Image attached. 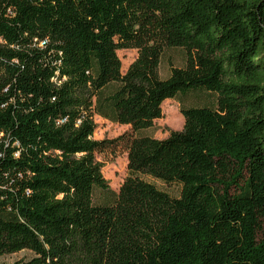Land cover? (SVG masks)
Wrapping results in <instances>:
<instances>
[{
  "label": "trees",
  "instance_id": "trees-1",
  "mask_svg": "<svg viewBox=\"0 0 264 264\" xmlns=\"http://www.w3.org/2000/svg\"><path fill=\"white\" fill-rule=\"evenodd\" d=\"M172 49L184 65L163 79ZM119 50L137 52L125 73ZM166 100L183 128L127 139L111 191L94 116L139 133ZM263 220L264 0H0V257L264 264Z\"/></svg>",
  "mask_w": 264,
  "mask_h": 264
},
{
  "label": "rangeland",
  "instance_id": "rangeland-1",
  "mask_svg": "<svg viewBox=\"0 0 264 264\" xmlns=\"http://www.w3.org/2000/svg\"><path fill=\"white\" fill-rule=\"evenodd\" d=\"M117 56L121 63V72L125 73L129 65L136 59V50H119ZM184 65V54L179 49L165 50L159 67V75L165 79L169 76L173 68H181ZM185 107L213 106L215 105L214 95L192 94L184 98ZM161 118L154 121L153 128L147 131L133 133L128 126L112 123L94 116L95 130L93 139L96 141H106L107 145L101 153L95 154V159L102 165L101 173L107 182L108 188L117 193L119 187L126 179L127 153L125 141L138 136H148L157 140H164L172 131H180L183 128L184 120L180 114V105L175 100H166L161 105ZM145 180L153 184L157 189L167 193L171 197H178L180 187L177 184L166 185L151 178ZM102 193L96 192L95 200H101ZM264 234V220L261 222L259 237ZM32 257L28 251H21L11 255L0 257V264H14L19 261H26Z\"/></svg>",
  "mask_w": 264,
  "mask_h": 264
}]
</instances>
